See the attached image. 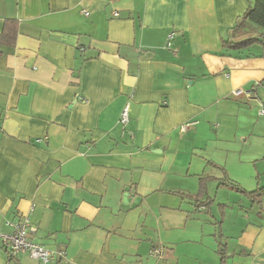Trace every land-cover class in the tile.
Listing matches in <instances>:
<instances>
[{"label":"crops","instance_id":"1","mask_svg":"<svg viewBox=\"0 0 264 264\" xmlns=\"http://www.w3.org/2000/svg\"><path fill=\"white\" fill-rule=\"evenodd\" d=\"M255 1L0 0L4 232L28 217L50 264H264V40L236 31Z\"/></svg>","mask_w":264,"mask_h":264},{"label":"built area","instance_id":"2","mask_svg":"<svg viewBox=\"0 0 264 264\" xmlns=\"http://www.w3.org/2000/svg\"><path fill=\"white\" fill-rule=\"evenodd\" d=\"M169 47V44H168ZM242 91H236L235 95L239 96ZM120 122L123 126H126L129 122V109L125 108L122 112ZM197 122L191 121L184 124L181 127L182 132L187 131L193 127ZM2 213L0 212V246L6 251V253L12 257L29 255L32 259L39 261L43 264H50L58 259L66 258V252L53 251L46 246L36 243L30 236L34 231L28 217H23L19 221L9 222L6 224L11 229L10 232H4L2 226ZM155 256H161L162 251L160 248H156L153 251Z\"/></svg>","mask_w":264,"mask_h":264},{"label":"trees","instance_id":"3","mask_svg":"<svg viewBox=\"0 0 264 264\" xmlns=\"http://www.w3.org/2000/svg\"><path fill=\"white\" fill-rule=\"evenodd\" d=\"M264 30V0H256L254 5L249 9L242 21L236 27L238 37H247L244 45L247 47L258 42L260 39L264 40V35L260 31ZM18 31V23L15 20H7L4 26L3 33L0 34V44H13ZM260 34V35H258ZM260 42V41H259ZM258 193H251L249 197L257 198ZM223 248L220 251L222 255V262H224L226 254ZM12 259V258H11Z\"/></svg>","mask_w":264,"mask_h":264},{"label":"rangeland","instance_id":"4","mask_svg":"<svg viewBox=\"0 0 264 264\" xmlns=\"http://www.w3.org/2000/svg\"><path fill=\"white\" fill-rule=\"evenodd\" d=\"M255 51V50H254ZM255 52H257V51H255ZM228 198V196L227 197H222V193L219 195V198H218V202H222V201H220V200H228L227 199ZM243 200H244V198H243ZM218 204V203H217ZM249 208H250V206H248ZM252 209V208H251ZM250 209V210H251ZM216 211H219V209H218V206L216 205L215 206V209H214V213H216ZM229 221V220H228Z\"/></svg>","mask_w":264,"mask_h":264}]
</instances>
